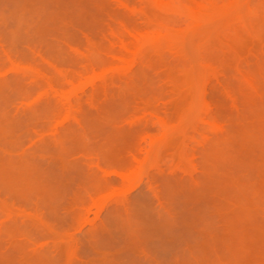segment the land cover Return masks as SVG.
I'll return each instance as SVG.
<instances>
[{
  "label": "rangeland",
  "instance_id": "1",
  "mask_svg": "<svg viewBox=\"0 0 264 264\" xmlns=\"http://www.w3.org/2000/svg\"><path fill=\"white\" fill-rule=\"evenodd\" d=\"M0 264H264V0H0Z\"/></svg>",
  "mask_w": 264,
  "mask_h": 264
},
{
  "label": "bare ground",
  "instance_id": "2",
  "mask_svg": "<svg viewBox=\"0 0 264 264\" xmlns=\"http://www.w3.org/2000/svg\"><path fill=\"white\" fill-rule=\"evenodd\" d=\"M129 66H130V64L128 65V67H129ZM130 68H131V66H130ZM126 69L128 70L127 67L125 68V71H126ZM130 70H131V69H130ZM130 70H128V71H130ZM128 71H126V72L128 73ZM126 72H125V73H126ZM99 75H100V74H99ZM103 76H104V73L100 75V77H103ZM105 76H106V75H105ZM100 79H101V78H100ZM91 80H92V83H93L94 78L91 79ZM91 80H89V82H91ZM98 80H99V79H98ZM89 82H87V83L85 82V83H86L85 86H87V84H89V85L92 84V83H89ZM94 83H95V81H94ZM96 83H97V82H96ZM83 85H84V84H83ZM79 86H80V85H79ZM87 87H88V86H87ZM84 90H85V87H84V86H80V87L77 86V87H75L74 90H73V91H75V93H73V91H72V93L69 94V96L72 95V94H75V96H76L75 98L78 97V99H79L80 94L83 93ZM86 90H87V89H86ZM86 90H85V91H86ZM84 93H85V92H84ZM82 95H83V94H81V97H82ZM65 97L67 98L68 96H65ZM72 97L74 98V96H72ZM72 97H68L67 99H65V98H64V99H65L68 103H70L71 101H73ZM71 103H72V102H71ZM203 141H205V139H204ZM133 187H135V184H133V185L131 186V188H133ZM126 194H127V193H125V195H126ZM123 195H124V194H123ZM123 195H122V196H123ZM122 196H120V197L117 199L118 202H119V199L122 198ZM124 197H125V198H128L129 196L127 195V196H124ZM122 200H123V199H122ZM125 200H126V199H125ZM125 200H123V201H125ZM98 206H99V205H98ZM98 206H97V207H98ZM99 207H100V206H99Z\"/></svg>",
  "mask_w": 264,
  "mask_h": 264
}]
</instances>
